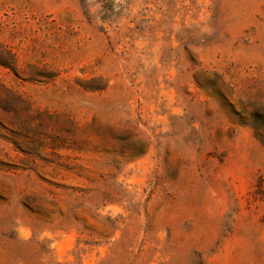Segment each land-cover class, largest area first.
<instances>
[{"label": "rangeland", "instance_id": "374dc122", "mask_svg": "<svg viewBox=\"0 0 264 264\" xmlns=\"http://www.w3.org/2000/svg\"><path fill=\"white\" fill-rule=\"evenodd\" d=\"M0 264H264V0H0Z\"/></svg>", "mask_w": 264, "mask_h": 264}]
</instances>
